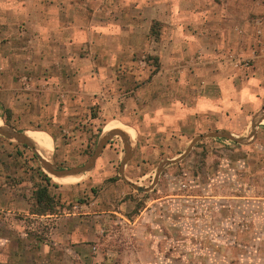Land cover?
<instances>
[{"label": "rangeland", "instance_id": "rangeland-1", "mask_svg": "<svg viewBox=\"0 0 264 264\" xmlns=\"http://www.w3.org/2000/svg\"><path fill=\"white\" fill-rule=\"evenodd\" d=\"M237 2L245 17L224 24L231 44L222 55L224 78L218 79L219 71L206 68L211 75L206 77L209 86L204 93L214 96L221 85L227 100L222 129L245 137L251 115L264 108V1ZM114 15L111 8V19L116 20ZM163 19V24L155 26L152 21L142 26L147 38L153 25L158 32L169 28L170 21ZM188 34L185 31L182 41L186 45L181 43L185 50ZM15 50L14 69L4 67L1 73L0 128L3 122L15 130H30L27 136L40 148L39 155L45 150L50 161L51 139L41 132L47 130L55 136L58 168L83 165L94 153L104 124L98 116L100 108L93 102L73 100L75 89L62 78L67 75L66 55L56 52L45 62H28L25 47ZM186 51L174 61L163 56L167 69L159 77L180 79L177 109L184 114L180 129L165 136L162 145H138L125 176L139 187L150 185L160 161L176 158L196 133L208 132L207 128L194 129L189 109L195 89L191 57L197 54ZM154 54L153 49L151 55L135 56L132 74L149 82L158 67ZM114 73L122 83L126 72L116 68ZM12 76L21 81L13 87L16 90L10 87ZM136 86L132 84L131 89ZM116 99L109 110L110 104L102 103L103 116L117 118L126 109L136 112L133 103L131 107ZM217 105L214 100L212 112L217 113ZM148 108L153 115L155 103ZM246 145L201 140L181 163L166 168L154 190L146 194L132 190L118 177L123 154L114 141L97 168L80 183L62 184L76 183L79 177L53 180L48 176L58 208L56 217L45 218L28 214L34 187L40 183L38 160L30 149L0 136V264H264V126ZM85 239L92 242H73Z\"/></svg>", "mask_w": 264, "mask_h": 264}, {"label": "crops", "instance_id": "crops-1", "mask_svg": "<svg viewBox=\"0 0 264 264\" xmlns=\"http://www.w3.org/2000/svg\"><path fill=\"white\" fill-rule=\"evenodd\" d=\"M237 4V0H227V2L219 0V3L217 0H0V79L3 77L2 71L4 72L8 68L14 69L13 57L17 48L25 47L28 50L29 55L26 59L28 62L31 60L45 62L49 59L48 55L56 54V52L66 55L67 68L64 69L67 71V75L62 78L63 82L75 89L71 93L73 100L93 102L100 108L99 118H104L97 144L102 135L109 131L120 132L127 141L124 143L119 136L112 137L103 148L91 171L83 175L71 176L81 178L76 183L62 184H77L85 179L87 174L97 168L104 152L114 141H118L123 154L117 169L118 177L123 183H125L124 178L133 184L125 175L126 168L132 162L138 145H162L165 136L180 129L181 116L184 114L183 111L177 109L180 79L171 80L170 75L167 77L164 75V79L159 77L165 74L163 70L167 69L163 64L165 55H167L166 60L172 61L176 55L184 53L186 50L187 53L197 54L191 57L193 64L190 68L195 71L192 75L195 78V87L192 89H195L191 91L194 96V104L189 109H191L190 114H193L195 121L194 129L203 131L202 128H207L208 132L200 135L196 133L188 143V147L197 136L213 132H228L236 137H248L237 135L230 129H222L221 120L222 117H226L227 100L226 95L224 93L222 95L221 85L220 89L215 90L214 96L204 93L205 87L209 86L206 77L211 75V72L207 73L208 70H215L214 73L219 71L217 78H224L225 74L222 71L225 66H222L224 63L222 55L231 48V44L227 42L224 24L227 21H237L245 17L243 10L239 9ZM111 8L115 12L116 20L111 19ZM164 17L171 23L169 28L165 32L162 28L157 39L147 38L146 27L142 28V26L152 21L163 24ZM185 31L189 32V48L186 50V43L182 42ZM237 33L242 34V31ZM167 43L168 47L165 49L164 44ZM228 46L229 48H227ZM153 49L154 55L157 56L153 58L158 61V67L150 81L147 82L140 79L141 77L133 75L131 70L137 63L135 56L142 53L151 55ZM163 51H165L164 55ZM203 54L205 57H202ZM8 59L10 62L7 61ZM202 59L203 61L207 59L206 64L205 61H201ZM212 63L215 65L209 67V64ZM3 64L5 65L3 66ZM4 67L7 68L4 69ZM116 68L126 72V75L122 76V83L119 80L121 77L118 78V75L114 73ZM137 78L142 82L136 81ZM135 83L138 86L131 89V85ZM19 85H21V81L12 76L11 89L16 90L13 87ZM116 98H120L125 104L130 103L131 107L133 103L137 109L136 112L126 109L123 114L117 115V118H111L110 115L109 117L103 116L102 111L105 107L102 106V103L106 101L110 104L107 105L109 110L111 104L117 100ZM214 100L218 104L216 106L217 113L211 110ZM150 103H155L156 108L153 115H150L151 112L148 108ZM263 114L264 108L255 111L248 122L249 128L252 120L256 117L261 118ZM200 125L202 126L200 127ZM198 126L201 129H198ZM261 126H264V118L256 128V136ZM148 128L150 131H147ZM16 131L27 133L30 130ZM41 132L51 139L50 157L57 166L54 149L55 136L47 130H41ZM132 134H134L133 139L131 138ZM158 135H161V138H158ZM125 145H129L130 158L121 168L125 158ZM43 147L45 149L46 145ZM39 153L38 156L41 157ZM45 153L48 152L44 150L43 154ZM42 158L46 159L47 157L45 158L43 155ZM161 162L157 165L150 185L141 188L148 189L152 185ZM51 178L54 180V177ZM55 182L60 183L56 180ZM154 188L146 194L152 192ZM61 195L66 196L64 191ZM91 240L73 242H77L75 245L84 243V245H88L92 242ZM71 254L74 253L71 252ZM223 262L226 263V259H223Z\"/></svg>", "mask_w": 264, "mask_h": 264}, {"label": "water", "instance_id": "water-1", "mask_svg": "<svg viewBox=\"0 0 264 264\" xmlns=\"http://www.w3.org/2000/svg\"><path fill=\"white\" fill-rule=\"evenodd\" d=\"M263 118H264V114L261 118L256 117L255 119L252 120L249 135L247 138L236 137L235 135L228 133V132H213V133H208L205 135L197 136L196 138H194L192 140L191 144L186 149V151L182 155H180L178 158L173 159V160H164L160 163V165L156 171V175H155V178L153 180V183L148 189H144V188L138 187L136 185H133V184L127 182L124 178H123V180L133 190H135L139 193H146V192L152 190L157 185V182L159 180V177H160L162 171L166 167H168L169 165L177 164V163L181 162L183 159H185V157L191 152V150L193 149L194 145L197 142L204 140V139H224V140H228V141H231V142L239 144V145H246L248 142L255 139L256 128L259 125V123L262 121ZM2 125L3 126L0 128V136L1 137H3L4 139H6L10 142L22 145V146L30 149L33 152V154H35L37 156V159H38V162L40 164L42 171L47 176L54 177L57 179L65 178V177H71V176H79V175H83L86 172L91 171L94 167L95 161L97 160V158L101 154L103 148L110 142L112 137L119 136L124 141V143H127L125 137L120 132H115V131L106 132L105 134L102 135V137L100 138V140L96 146L94 153L91 155V157H89V159L84 163V165H82L81 167H78V168L60 169L54 164L51 157H50V161H48V160L38 156V152L40 151V148L38 147V145L35 144V142L32 139H30L27 136L26 133L18 132L16 130H14L13 128L3 124V122H2ZM129 158H130L129 145H125V158L123 159V163L121 165V168L125 165V163L129 160Z\"/></svg>", "mask_w": 264, "mask_h": 264}, {"label": "trees", "instance_id": "trees-1", "mask_svg": "<svg viewBox=\"0 0 264 264\" xmlns=\"http://www.w3.org/2000/svg\"><path fill=\"white\" fill-rule=\"evenodd\" d=\"M158 23L154 22L156 26ZM153 27L150 29V37L157 39L159 32ZM31 138V137H29ZM26 148V147H24ZM33 158L37 159V156L33 154ZM39 177L40 183L34 187L33 191V202L29 208V214L33 216H54L57 215V202L55 198L50 193V184L51 180L48 176H46L40 169Z\"/></svg>", "mask_w": 264, "mask_h": 264}, {"label": "bare ground", "instance_id": "bare-ground-1", "mask_svg": "<svg viewBox=\"0 0 264 264\" xmlns=\"http://www.w3.org/2000/svg\"><path fill=\"white\" fill-rule=\"evenodd\" d=\"M1 127H2V126H1ZM26 134H27V135H30V134H32V133H31V132H27ZM42 139H43V138H42ZM43 142L46 144V142L44 141V139H43ZM45 149H48V145H46V148H45ZM47 154H48V153H45V154H44V157H45V158L47 157V156H46Z\"/></svg>", "mask_w": 264, "mask_h": 264}]
</instances>
